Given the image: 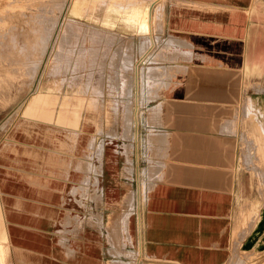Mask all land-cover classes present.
<instances>
[{
  "label": "crops",
  "instance_id": "crops-1",
  "mask_svg": "<svg viewBox=\"0 0 264 264\" xmlns=\"http://www.w3.org/2000/svg\"><path fill=\"white\" fill-rule=\"evenodd\" d=\"M127 1L141 13L105 27L131 42L134 83L163 48V88L136 115L146 127L136 120L125 132L91 102L64 103L65 93L37 97L28 113L31 99L0 133L10 262L226 264L264 252V0ZM124 60H114L112 84H124Z\"/></svg>",
  "mask_w": 264,
  "mask_h": 264
},
{
  "label": "rangeland",
  "instance_id": "rangeland-1",
  "mask_svg": "<svg viewBox=\"0 0 264 264\" xmlns=\"http://www.w3.org/2000/svg\"><path fill=\"white\" fill-rule=\"evenodd\" d=\"M105 1L108 0H0V133L8 130L24 114L31 99L32 102L37 97L40 101L51 98L58 100L60 93H65L64 103L74 99L75 108L78 109L91 102L94 112H107L109 120L113 118L122 124L125 132L131 131L136 120H140L146 127L145 121L142 122L143 119L136 115H143L154 103L152 98L163 88V82L158 78L163 75L164 68H158L156 64L163 59V48H160L163 45L155 44L161 50L156 52L154 61L141 65L144 69L141 68L140 72L147 71L148 78L143 79L140 84L134 83L132 66L136 62L131 42L123 44L114 30L90 19L96 6L103 10L107 8ZM131 1L133 0H129V3ZM131 5L128 1H122L120 7L123 8H119L118 15L120 19L127 17L131 20L141 13L138 5L133 2ZM74 8L79 11H74ZM145 21L144 29H148L147 20ZM91 25L96 28L90 29ZM145 39L143 38L144 41ZM116 48L128 49L124 57L131 53L130 58L133 59L125 57L124 60L129 63L128 71L124 70L126 77L123 82L128 81L126 85L112 84L116 83L113 76L116 77L118 63L113 62L117 57L119 61L123 57L121 53L114 51ZM151 67L160 69L162 73L151 74ZM106 75L108 81L103 85ZM103 92L107 94L105 100L101 99ZM32 102L28 107L29 112L35 110ZM128 112L132 117L128 116ZM74 114V118L80 120V111L75 110ZM156 140V135L149 138L152 143ZM125 148V151L129 150L128 146ZM91 151L89 154L86 151L83 158L86 154L88 157L94 154L95 149ZM151 162V169L154 170L156 162ZM129 197L124 203L132 206L128 201ZM0 257L3 258V264H26L23 261L10 262L4 259L1 245ZM226 264H264V252H240L234 254Z\"/></svg>",
  "mask_w": 264,
  "mask_h": 264
},
{
  "label": "bare ground",
  "instance_id": "bare-ground-1",
  "mask_svg": "<svg viewBox=\"0 0 264 264\" xmlns=\"http://www.w3.org/2000/svg\"><path fill=\"white\" fill-rule=\"evenodd\" d=\"M38 1V0H37ZM104 1V0H103ZM122 1L123 0H108V1H105L106 2V4H107V8H105V10H103L101 7H98V6H96L95 8V11L94 12H92L91 13V18L90 19H94L95 21H97V22H100L101 23V26H103V27H105V26H115V24H116V22L118 21V20H120V17H118V15H119V8H123V6L122 7H120L121 6V4H122ZM98 2V1H97ZM115 3H116V5H115ZM57 4V3H56ZM101 5V4H100ZM126 5V4H125ZM125 5H124V7H125ZM9 6V5H8ZM18 6V5H17ZM19 6H20V4H19ZM25 6V5H24ZM23 6V7H24ZM132 6V5H131ZM13 7V6H12ZM22 7V6H21ZM22 7V8H23ZM26 7V6H25ZM29 7V6H28ZM39 7H42V6H39ZM43 7H45V6H43ZM6 9H7V7H5ZM8 8H10V7H8ZM30 8V7H29ZM32 8V7H31ZM132 8V7H131ZM25 9V8H24ZM34 9V8H33ZM127 9V8H126ZM129 10H130V8H128ZM42 10V9H41ZM53 10V9H52ZM124 10V9H123ZM49 11H50V9H49ZM75 11V10H74ZM73 11V12H74ZM51 12V11H50ZM75 13V12H74ZM42 14V13H41ZM52 18V17H51ZM1 20V19H0ZM7 21V20H6ZM49 21H50V19H49ZM50 22H52V21H50ZM48 24V23H47ZM2 26V25H1ZM52 26V25H51ZM51 26H50V28H51ZM172 26V25H171ZM179 26V25H178ZM47 27V26H46ZM91 28L90 29H94V28H96V26H90ZM145 30H147V29H145ZM2 35V34H1ZM5 36V35H4ZM170 42V41H169ZM171 43V42H170ZM177 51V50H176ZM126 53H128V52H125V53H123L122 55H123V57H124V54H126ZM125 57H127V59H129V60H133L132 58H130L131 57V53H129L127 56H125ZM125 57H124V59H125ZM177 58V57H176ZM155 73H154V75L155 74H161L162 72H160L158 69H155V71H154ZM153 76V75H152ZM161 76V75H160ZM153 77H155V76H153ZM155 80V79H154ZM157 80V79H156ZM155 80V81H156ZM158 82H160V81H158ZM157 84V83H156ZM123 85H126V82L124 81V84ZM169 85V84H168ZM167 85V86H168ZM154 89V88H153ZM157 89V88H156ZM243 101V100H242ZM32 105H33V107H35V105H36V100L34 99V101L32 102ZM37 107V106H36ZM61 107V106H60ZM65 107V106H64ZM66 108V107H65ZM42 110V109H41ZM60 110H62V108L60 109ZM65 110V109H64ZM26 112H28V113H30L29 112V110L27 109V111ZM39 112V111H38ZM60 112V111H59ZM70 114H71V112H69ZM66 114V113H65ZM73 114V113H72ZM63 115V114H62ZM68 116V115H67ZM72 117H73V115H71ZM234 119V118H233ZM74 120V123H77L78 124V118H74L73 119ZM75 120H76V122H75ZM78 120V121H77ZM263 135V134H262ZM261 135V136H262ZM264 137V136H263ZM256 156V155H255ZM250 160V159H249ZM254 160V159H253ZM2 204V203H1ZM1 206V205H0ZM2 208H3V206H2ZM4 212V211H3ZM2 214V213H1ZM253 220V219H252ZM15 259V258H14ZM3 258L2 257H0V264H3ZM243 260V259H242ZM241 260V261H242Z\"/></svg>",
  "mask_w": 264,
  "mask_h": 264
}]
</instances>
